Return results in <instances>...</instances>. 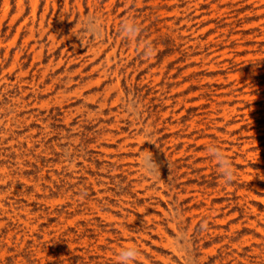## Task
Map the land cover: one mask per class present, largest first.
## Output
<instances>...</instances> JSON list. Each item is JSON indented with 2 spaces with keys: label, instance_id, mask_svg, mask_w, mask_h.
<instances>
[{
  "label": "rangeland",
  "instance_id": "1",
  "mask_svg": "<svg viewBox=\"0 0 264 264\" xmlns=\"http://www.w3.org/2000/svg\"><path fill=\"white\" fill-rule=\"evenodd\" d=\"M133 247L264 264V0H0V264Z\"/></svg>",
  "mask_w": 264,
  "mask_h": 264
},
{
  "label": "clouds",
  "instance_id": "2",
  "mask_svg": "<svg viewBox=\"0 0 264 264\" xmlns=\"http://www.w3.org/2000/svg\"><path fill=\"white\" fill-rule=\"evenodd\" d=\"M124 31L128 32L130 35L135 32V26H125ZM149 166L151 165V161H148ZM138 255V251L136 248H122L119 253V259L122 264H129L130 261H133L134 258Z\"/></svg>",
  "mask_w": 264,
  "mask_h": 264
}]
</instances>
